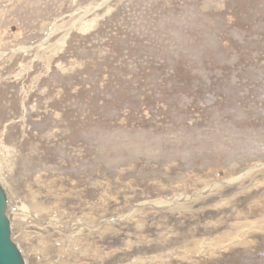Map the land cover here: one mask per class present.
<instances>
[{
	"label": "rangeland",
	"instance_id": "obj_1",
	"mask_svg": "<svg viewBox=\"0 0 264 264\" xmlns=\"http://www.w3.org/2000/svg\"><path fill=\"white\" fill-rule=\"evenodd\" d=\"M0 183L26 264H264V0H0Z\"/></svg>",
	"mask_w": 264,
	"mask_h": 264
},
{
	"label": "water",
	"instance_id": "obj_2",
	"mask_svg": "<svg viewBox=\"0 0 264 264\" xmlns=\"http://www.w3.org/2000/svg\"><path fill=\"white\" fill-rule=\"evenodd\" d=\"M7 207L8 196L0 183V264H26L22 251L12 237Z\"/></svg>",
	"mask_w": 264,
	"mask_h": 264
},
{
	"label": "bare ground",
	"instance_id": "obj_3",
	"mask_svg": "<svg viewBox=\"0 0 264 264\" xmlns=\"http://www.w3.org/2000/svg\"><path fill=\"white\" fill-rule=\"evenodd\" d=\"M256 170V169H255ZM254 171V170H253ZM181 181V180H180ZM108 183V182H107ZM45 186V185H44ZM108 188V187H107ZM209 190V189H208ZM78 191V190H77ZM203 192V191H202ZM68 195V194H67ZM107 197V196H106ZM187 197H190V195L189 196H187ZM192 198V197H191ZM177 199H178V196H177ZM174 200V199H173ZM147 202V201H146ZM59 203V202H58ZM171 203H175V200L174 201H166V200H164V201H162V200H156V201H152V202H150V204H154V205H158V206H165V205H170ZM38 205L37 206H40L39 208H41V206L42 205H39V203H37ZM40 204H42V203H40ZM176 204V203H175ZM126 205V204H125ZM139 205V204H138ZM149 205V204H148ZM178 205V204H177ZM37 206H34V208H37ZM58 206V205H57ZM73 206V205H72ZM15 207V206H14ZM44 207H45V205H44ZM59 207V206H58ZM140 207H142V206H140ZM33 208V207H32ZM39 208L37 209V210H39ZM43 210V209H42ZM14 211V210H13ZM21 211V210H20ZM28 211H30V209H28ZM47 211V210H46ZM8 212V211H7ZM37 212V211H36ZM38 212H40V211H38ZM243 215V214H242ZM31 216V215H30ZM239 217V216H238ZM90 218V217H89ZM95 219V218H94ZM96 220V219H95ZM106 221V220H105ZM35 224V223H34ZM113 227V226H112ZM25 230V229H24ZM107 231V230H106ZM20 233V232H19ZM104 235V234H103ZM24 236V235H23ZM32 236V235H31ZM138 236V235H137ZM80 240V239H79ZM81 242H82V240H80ZM80 241H78V243L80 242ZM16 242V241H15ZM41 243V242H40ZM76 243H77V240H76ZM89 243V242H88ZM87 243V244H88ZM46 244V243H45ZM80 245V244H79ZM42 246H43V244H42ZM39 248V247H38ZM42 248V247H41ZM45 248V247H44ZM48 248V247H47ZM78 248H79V246H78ZM82 248H83V244H82ZM188 248V247H187ZM71 249V248H70ZM118 249V248H117ZM61 250H62V248H61ZM61 250H60V252H61ZM85 250H86V248H85ZM88 250V249H87ZM113 250V249H112ZM171 250V249H170ZM67 251V250H66ZM89 251V250H88ZM174 251V250H173ZM184 251H185V249H184ZM83 252V251H82ZM36 253V252H35ZM87 253V252H86ZM89 253V252H88ZM159 253V252H158ZM182 253V252H181ZM69 254V253H68ZM83 254V253H82ZM86 255V254H85ZM87 257H88V255H87ZM99 257H100V255H99ZM108 257V256H107ZM183 257V256H182ZM52 258V257H51ZM50 258V259H51ZM49 259V260H50ZM184 259V258H183ZM48 260V261H49ZM75 260H77V259H75ZM86 260V259H85ZM135 260V259H134ZM61 261V260H60ZM84 261V260H83ZM67 262H69V261H66V263ZM73 262V261H72ZM82 262V261H81ZM145 262V261H144ZM61 263H62V261H61ZM60 263V264H61ZM64 263H65V260H64ZM90 263V262H89ZM42 264V263H41ZM72 264V263H71ZM77 264V263H76Z\"/></svg>",
	"mask_w": 264,
	"mask_h": 264
}]
</instances>
